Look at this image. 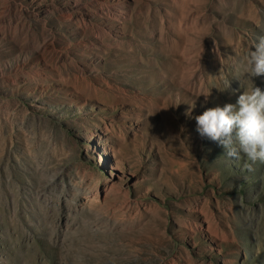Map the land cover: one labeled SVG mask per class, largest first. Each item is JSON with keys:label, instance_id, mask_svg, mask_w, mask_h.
Wrapping results in <instances>:
<instances>
[{"label": "rangeland", "instance_id": "rangeland-1", "mask_svg": "<svg viewBox=\"0 0 264 264\" xmlns=\"http://www.w3.org/2000/svg\"><path fill=\"white\" fill-rule=\"evenodd\" d=\"M261 36L264 0H0V264H264V163L194 119Z\"/></svg>", "mask_w": 264, "mask_h": 264}, {"label": "clouds", "instance_id": "clouds-1", "mask_svg": "<svg viewBox=\"0 0 264 264\" xmlns=\"http://www.w3.org/2000/svg\"><path fill=\"white\" fill-rule=\"evenodd\" d=\"M244 75L251 87L242 91L234 103L207 108L194 119L201 138L222 146L229 157H238V152L242 153L247 160L245 167L251 171L258 161L264 163V89L254 86L251 80L252 77L264 76V36L259 37L248 52ZM229 87L230 81L224 90ZM209 94H201L205 103Z\"/></svg>", "mask_w": 264, "mask_h": 264}, {"label": "bare ground", "instance_id": "bare-ground-1", "mask_svg": "<svg viewBox=\"0 0 264 264\" xmlns=\"http://www.w3.org/2000/svg\"><path fill=\"white\" fill-rule=\"evenodd\" d=\"M104 152L107 153L108 155H114L116 153V149L111 148V147H106L104 149Z\"/></svg>", "mask_w": 264, "mask_h": 264}]
</instances>
